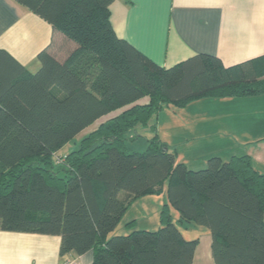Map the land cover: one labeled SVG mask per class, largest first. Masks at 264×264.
Listing matches in <instances>:
<instances>
[{"label":"trees","instance_id":"1","mask_svg":"<svg viewBox=\"0 0 264 264\" xmlns=\"http://www.w3.org/2000/svg\"><path fill=\"white\" fill-rule=\"evenodd\" d=\"M14 1L65 45L42 49L35 72L0 50V231L59 236L60 257L91 251L92 264H192L198 239L180 230L189 224L209 231L214 264H264V173L248 155L188 169L150 122L169 105L264 94V56L225 67L196 54L162 68L116 35L114 0ZM139 127L153 133L142 151L130 147ZM164 185L156 230H133L132 219L114 233Z\"/></svg>","mask_w":264,"mask_h":264},{"label":"crops","instance_id":"2","mask_svg":"<svg viewBox=\"0 0 264 264\" xmlns=\"http://www.w3.org/2000/svg\"><path fill=\"white\" fill-rule=\"evenodd\" d=\"M109 8L116 35L162 68L196 54L216 56L225 67L264 56V0H114ZM51 42L53 49L65 45V39L48 22L14 0H0V50L35 72L32 70L39 67L37 54ZM204 101L211 103L200 99L190 105ZM216 101L220 102L211 106L223 112H218L222 115L219 122L228 135L222 140L224 144L212 143L214 148L206 152V158L227 160L233 155H248L264 173V94ZM232 134H238V139ZM142 199L132 205H141ZM175 216L177 219L176 212ZM152 226H159V221ZM180 228L184 238L198 239L192 264H214L209 231L189 224ZM121 232L128 231L121 226ZM59 247V236L0 231V264H63L71 259L78 264L93 262L91 251L60 257Z\"/></svg>","mask_w":264,"mask_h":264},{"label":"rangeland","instance_id":"3","mask_svg":"<svg viewBox=\"0 0 264 264\" xmlns=\"http://www.w3.org/2000/svg\"><path fill=\"white\" fill-rule=\"evenodd\" d=\"M35 70L37 69L32 71ZM208 100V102L211 103L205 104V101L204 103H193V105L189 104L184 108H178L173 105H169L160 111L157 117L150 120V122H156V134L159 141L165 143L170 149H172L176 154V160L184 163L188 169H203L206 166V161L208 159L206 158L207 156H205L206 152L209 151L211 147L214 148L212 143L219 141L224 144L222 140H226L224 138L226 135H228V133L225 132V127L222 125V122H219V119H221L222 115H218V112H223L216 107V109H214L213 105L211 106V104L214 102H220L216 100L221 99ZM112 116L113 114L111 113L105 117H102L98 122L88 127L77 136L75 143H68L61 150L62 153L60 154H64L69 150L75 149L77 147L78 140L95 129L98 124L110 119ZM138 133L140 134L141 138L132 142L130 147L133 150L142 151L146 148L147 140L153 136V133L147 127H139ZM202 133H206L207 135L202 136ZM213 133L218 134L214 135ZM237 135L238 134H232L231 137L233 139H235V137L238 139ZM165 189L166 186L164 185L161 193L143 197L145 200L142 199V204L139 203L141 205H131L115 229V232H117L116 234H118L119 230H121V226H123L125 229V222H129L132 219L135 221V224L133 225L134 228H132L133 230H156L159 226L154 228L152 223L159 221L161 208L166 202ZM171 214L173 218L176 219L175 211L172 209ZM180 230L182 231V228H180ZM126 233L128 232H121L119 234Z\"/></svg>","mask_w":264,"mask_h":264},{"label":"built area","instance_id":"4","mask_svg":"<svg viewBox=\"0 0 264 264\" xmlns=\"http://www.w3.org/2000/svg\"><path fill=\"white\" fill-rule=\"evenodd\" d=\"M63 264H78V262L75 259L67 260Z\"/></svg>","mask_w":264,"mask_h":264}]
</instances>
